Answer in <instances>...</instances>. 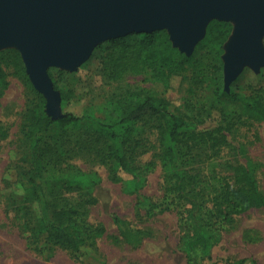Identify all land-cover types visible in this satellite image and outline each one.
I'll list each match as a JSON object with an SVG mask.
<instances>
[{
  "label": "rangeland",
  "instance_id": "rangeland-1",
  "mask_svg": "<svg viewBox=\"0 0 264 264\" xmlns=\"http://www.w3.org/2000/svg\"><path fill=\"white\" fill-rule=\"evenodd\" d=\"M229 37L220 56L221 73L218 71L223 89V55ZM263 39L264 35V45ZM108 40L98 42L90 56L73 70L57 66L48 69L60 95L61 116L91 112L101 117L106 114L115 117L120 110L117 95L126 90L161 97L174 113L183 115L196 129L209 130L215 135L220 127L219 132L225 135V142L217 152L203 153L196 157L197 161L188 156L180 163L182 168L203 166L200 178L204 193L213 194L221 176L234 163L251 168L264 193V120L249 117L238 103L227 97H215L214 71H205L201 88L192 84L191 69L170 77L167 83L153 80L147 70L125 74L117 81L108 80L102 71V56ZM9 48L15 49L0 48V264H231L243 257L264 264V206L248 208L239 214L214 215L209 208L211 203L206 202L200 215L203 220H209L206 223L214 232L211 247L208 253L198 249L189 251L187 242L194 234L193 221L181 205L184 201L171 190L167 168L160 160L159 137L153 133L156 132L154 122L147 116L136 124L147 147L136 158L143 179L140 189L132 194L124 192L122 182L112 179V161L102 163L84 154L77 155L71 162L98 178L85 198H93L86 220L92 229L99 231L95 236L91 231L93 237L85 238L74 253L47 247L41 242L38 246L28 243V232L23 228V218L17 208L23 204L29 166L24 137L26 116L37 98L27 82L31 83L22 59L27 79L19 64L6 52ZM198 54L203 55L205 63L209 62L210 57L204 50ZM61 90L69 92L68 100L61 99ZM225 91L243 95L258 91L264 95V66L254 69L245 64ZM43 110L46 113L45 101ZM51 175L52 170L48 169L43 173V180ZM53 185L50 181L45 184L49 198L60 203L62 195L55 192L57 188ZM113 216L121 223H115Z\"/></svg>",
  "mask_w": 264,
  "mask_h": 264
},
{
  "label": "trees",
  "instance_id": "trees-1",
  "mask_svg": "<svg viewBox=\"0 0 264 264\" xmlns=\"http://www.w3.org/2000/svg\"><path fill=\"white\" fill-rule=\"evenodd\" d=\"M232 27L230 21L211 19L190 55L172 45L166 29L131 32L110 38L102 56V71L108 80L117 81L125 74H140L147 70L153 80L167 83L170 77L183 75L184 71L191 69V82L196 88H201L205 71H214L217 82L213 90L215 97H227L238 103L242 112L249 117L264 120L262 93L256 91L243 95L226 92L219 85L220 56ZM202 50L209 55V62L205 63L203 55L198 54ZM6 52L10 53L25 75L19 52L13 48ZM60 72L66 73L63 70ZM48 74L53 87L57 89L49 70ZM27 82L35 92L37 102L28 109L26 116L28 122L24 137L29 150V166L23 204L17 211L23 218V228L28 232L26 239L33 246L41 242L44 246L74 253L85 238H91L99 231L92 229L86 220L93 198H85L98 178L95 173L82 171L71 162L77 155L84 154L102 163L112 161V179L122 182L124 192L132 194L140 189L143 179L136 158L147 147L141 141L143 138L136 124L144 116L154 122L156 132L153 133L159 137L160 160L167 168L171 190L184 201L181 205H184L193 221L194 234L187 242L189 251L198 249L208 253L211 247L214 232L206 223L209 220H203L200 215L206 202L211 203L209 208L214 215L239 214L248 208L264 206V193L259 189L253 170L241 163L228 166L229 173L221 176L220 185L213 194L202 191L203 180L200 177L203 166L181 167L183 158L189 156L192 161H197L196 157L203 153H215L220 149L225 142L224 133L219 132L220 127L215 135L209 130L196 129L183 115L174 113L165 99L135 90H126L124 94L117 95L120 110L115 117H107V114L101 117L88 112L82 116L66 113L52 119L43 110L45 99L42 94ZM60 92L63 101L69 99L67 90ZM48 169L52 170V175L43 180V173ZM48 181L53 182V187L57 188L55 192L62 195L60 203L49 198L45 186ZM74 192L75 195L72 194ZM113 220L121 223L117 216H113ZM231 264L257 262L243 257Z\"/></svg>",
  "mask_w": 264,
  "mask_h": 264
},
{
  "label": "water",
  "instance_id": "water-1",
  "mask_svg": "<svg viewBox=\"0 0 264 264\" xmlns=\"http://www.w3.org/2000/svg\"><path fill=\"white\" fill-rule=\"evenodd\" d=\"M211 19L233 23L223 55L224 89L245 64L264 66V0H0V48L18 50L46 113H59L51 66L73 70L106 39L166 29L190 55Z\"/></svg>",
  "mask_w": 264,
  "mask_h": 264
}]
</instances>
